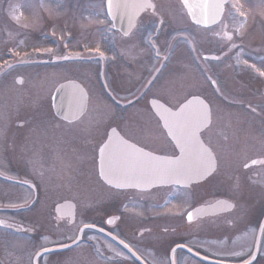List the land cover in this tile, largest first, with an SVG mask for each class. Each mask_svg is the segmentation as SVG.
<instances>
[{
    "label": "rangeland",
    "instance_id": "1",
    "mask_svg": "<svg viewBox=\"0 0 264 264\" xmlns=\"http://www.w3.org/2000/svg\"><path fill=\"white\" fill-rule=\"evenodd\" d=\"M50 1L0 0V208L5 210L0 214L15 218L25 227L14 236L0 230L1 260L3 264H31L38 249L71 240L80 225L95 216L110 214L111 208L113 214H120L116 231L152 264H160L170 238L157 237L154 229L141 237L131 233V229L153 222L154 219H148L156 214V209L128 206L122 201V192L110 191L97 176L93 150L99 145L103 131L114 125L126 137L155 151L175 152L174 147L163 142L167 138L162 128L160 138L155 139L160 123L150 112L147 98L158 91L175 105L190 94L201 93L212 109L211 126L203 135L213 147L219 148L220 154L219 172L213 178L219 179L225 173L232 177L247 158L245 148L264 141V113L258 110L261 115H257L250 110L251 105L262 103L260 96L264 97V76L256 70L264 71V0H239L243 16L233 8L236 0H229L221 22L208 29L192 26L181 6L175 7L177 13L185 16H182L184 32L167 42L162 37L154 39L158 46L171 45L170 51L165 49L168 61L160 77L147 87L143 96L133 99L143 90L153 62L150 52L147 53V43H131L146 48L139 47L140 53L139 49L135 52L130 49V61L115 59L112 105L92 79V64L31 62L38 54L47 55L44 40L39 38L40 42H36L37 32L47 23L58 24L54 19L58 15L67 18L64 11L50 5L61 0ZM76 19L84 21L80 13ZM224 23L233 33L229 41L223 37ZM140 38L137 34L122 41L125 44ZM204 53H215L221 58L204 60L201 57ZM18 75L24 79L22 84L14 80ZM67 76L82 81L89 91L90 104L79 120L63 124L53 113L51 94L55 85ZM211 81L216 82L215 89ZM258 107L264 110V105ZM217 133L220 141L214 138ZM36 195L30 206L29 201ZM57 197L77 203L76 221L69 231L50 223L51 202ZM242 201H246L245 205L252 204L250 196ZM142 216L147 219L142 220ZM84 238L77 246L42 256L39 264H134L101 236L85 233Z\"/></svg>",
    "mask_w": 264,
    "mask_h": 264
},
{
    "label": "flooded vegetation",
    "instance_id": "2",
    "mask_svg": "<svg viewBox=\"0 0 264 264\" xmlns=\"http://www.w3.org/2000/svg\"><path fill=\"white\" fill-rule=\"evenodd\" d=\"M152 2L156 5L155 13L145 11V13L141 14L137 20V28L134 32H138L143 36L147 35L152 41L162 34H166L168 37L179 34L183 28L181 24L183 20L181 18L184 15L177 13L175 7L182 6L180 1L152 0ZM52 7L64 11L67 18L64 15H58L57 18H54L58 21V24L55 22L52 24L47 23L43 32V38L46 37L48 39L46 41L47 47L50 46L49 43L54 41L57 43L52 46L55 47L54 50L59 55L55 56V54H52L51 59L56 60L58 57L63 60L62 62H67L69 59H64V57L77 58L75 53L78 52L80 44H83L87 51L91 48H98L104 54L103 57L100 56V53L91 54L88 57L97 62L99 76L96 79L102 85H110L112 82L115 47L122 49V54L126 59L131 57L130 49L132 51L139 49L138 52L140 53L142 51L139 47L146 48V46L115 44L114 34L115 32L120 33L114 30L112 21L106 17L103 0H66L65 2L54 3ZM47 12L50 13L49 11ZM78 13L81 14L83 22L77 21L76 16ZM161 19L164 21L163 24L159 23ZM49 26H52L55 31H52ZM50 33L54 34L51 35ZM139 43L145 42L141 41ZM148 46L147 53L150 52L151 62L156 59L153 64L159 65L156 66L152 73H147V85L157 77L161 64L166 62L168 58L166 55L161 56L160 53L157 55V49L159 50L163 45L158 46L155 44V47H153L148 39ZM164 47V52L165 49H168V51L171 49V45ZM212 86L216 87L215 84H212ZM196 94L202 96L201 93ZM107 96L109 101L113 100L109 87L107 88ZM153 97H159L166 101L162 95L158 96L156 94ZM170 106L176 107L175 105ZM161 128L160 125V130H157L155 139L160 138L163 130ZM163 133L167 137L164 130ZM218 134H215L214 138L220 141ZM134 142L145 147L139 140ZM163 142H167L166 144L168 145L170 143L169 140ZM245 149L248 158H245L243 167H238L232 177L226 176L225 173L219 179H208L191 184L188 187L162 186L158 187L157 190L155 189L157 191L156 202L162 196L167 199L168 203L170 199L178 200L179 205H173L172 207L175 210L172 212L175 213L177 209L179 218L171 217L169 221L170 227L168 228L176 239L174 245H184L195 254L177 250L174 253L173 264H206L202 261L203 258L219 259L227 254L224 247L226 244L238 246L235 248V252H230L229 254L242 258L249 257L257 239L256 260H264V225L258 236L260 221L264 215V164L257 163L250 167H244L249 161H264V141H256L251 147ZM123 191L127 199H131L134 202L141 201V193L147 192L135 189ZM247 196L254 200V204L251 206L240 205L239 202H243L242 199ZM220 197L231 200L234 203V207L225 211L222 207L216 206L214 207L216 211L210 212L209 210L212 209L211 205ZM57 202H59V199L55 200L52 209H54V205ZM189 214L192 215L191 220L188 219ZM52 217L56 222L67 224V219L65 218H57L54 214ZM5 226V228L15 230L17 224L16 222L8 221ZM160 264H171L169 256L161 260Z\"/></svg>",
    "mask_w": 264,
    "mask_h": 264
},
{
    "label": "snow or ice",
    "instance_id": "3",
    "mask_svg": "<svg viewBox=\"0 0 264 264\" xmlns=\"http://www.w3.org/2000/svg\"><path fill=\"white\" fill-rule=\"evenodd\" d=\"M184 3L187 6L188 0H184ZM223 3L224 0H219L217 3L201 5L204 18L203 20L196 19V23L208 25L209 9L213 10L211 22L213 24L217 23L218 17L222 15ZM107 7L109 12H120L129 16L130 29L134 27L131 21L135 18L137 11L147 9H152L153 13L156 11V5L151 0H107ZM241 7L239 0H236L233 8L240 16H243L244 13L240 11ZM159 23L163 24L164 21L161 19ZM215 34L219 35V33ZM224 35L228 40L232 39L230 34L225 32ZM149 42L155 47V42L151 38H149ZM96 51L103 57L104 54L98 48ZM157 55H159L158 49ZM70 58L64 57V59ZM215 59H219V57H215ZM252 67L255 69V65H252ZM256 70L260 75L264 76V71ZM212 83L215 84L216 82L212 81ZM61 87L63 88L64 86L62 85ZM85 99L86 94L83 89L73 85L68 92V113L71 116H80ZM152 103L154 107L162 108L159 116L164 122V127L168 130L167 134L175 142L174 148L179 149V154L177 155L173 152L171 157L153 155L144 151L143 148H138L124 140L118 135L117 130L113 128L112 135L108 136L106 142L99 147V175L103 180L111 187L121 189L125 187H140L143 184H152L156 181L163 182L168 179H172L176 183H189L213 178L219 172V160L211 146L202 139V135L210 128L212 123L211 107L196 97L180 106L177 111L164 108L162 105H158L155 100ZM68 118L69 116L66 115L65 119ZM252 163L264 164V161L253 160ZM245 167H248V165L246 164ZM116 219L118 217H111L107 220V223L113 224ZM188 219H192L191 214L188 215ZM94 227L95 225L85 224L78 231L82 233L84 229ZM74 243H78V241H74ZM120 243L124 244V241L120 240ZM124 246L126 248L129 247L126 244ZM48 251L49 249L44 248L43 252L37 253V255H43V253ZM248 264H251V262L249 261Z\"/></svg>",
    "mask_w": 264,
    "mask_h": 264
},
{
    "label": "water",
    "instance_id": "4",
    "mask_svg": "<svg viewBox=\"0 0 264 264\" xmlns=\"http://www.w3.org/2000/svg\"><path fill=\"white\" fill-rule=\"evenodd\" d=\"M182 1V3H183V5H184V7L186 8V10H187V13H188V15H189V17H190V19L194 22V23H196V19H201V20H203V18H204V13H203V10H202V8H201V5H204V4H212V3H217V2H219V0H188V4H187V6L185 5V3H184V0H181ZM226 2V0H224V3ZM224 3H223V9H222V13H223V10H224ZM212 9H209V21H208V25L207 26H211V25H213V23L211 22V15H212ZM135 15H136V13H135ZM111 16H112V18H113V20L115 21V24H116V26L120 29V30H122L123 32H126V31H128L130 28H129V23H130V19H129V17H125L124 18V15L122 14V13H120V12H112V14H111ZM194 17H195V19H194ZM220 18H221V16L220 17H218V21L220 20ZM132 24H133V22H134V19H132ZM197 24V23H196ZM199 25H201V26H206L204 23H200ZM228 34H230V33H228ZM231 35V34H230ZM205 57H207V58H214V55H205ZM17 80V82H21L22 81V79L21 78H17L16 79ZM64 86L63 88L61 87V86ZM73 85H75V86H79V88H81V89H83L82 87H81V85L80 84H78V83H76V82H65V83H62V84H60V85H58L57 86V88L55 89V91H54V94H53V108H54V110H55V113L59 116V117H61V118H63V119H65V116L66 115H68L69 116V118L68 119H65V120H69V121H71V120H74V119H76V118H78V117H76V116H71L69 113H68V108H67V105H68V92H69V90H70V88L73 86ZM83 91H84V89H83ZM84 93H85V91H84ZM193 98H190V99H188L187 101H190V100H192ZM154 101V99H152L151 100V105H152V107H153V109L156 111V113L158 114V116H159V113L162 111V108H160V107H154L153 106V102ZM155 101H157V100H155ZM187 101H185L184 103H182L180 106H182L183 104H185V103H187ZM157 104L158 105H161V102L160 101H157ZM85 106H86V99H85V101H84V105H83V111L85 110ZM163 107L164 108H168V107H165L164 105H163ZM180 108V107H179ZM178 108V109H179ZM177 109V110H178ZM176 110V111H177ZM83 111H82V113H83ZM81 113V114H82ZM160 117V116H159ZM161 119V118H160ZM161 121H162V124L164 125V122H163V120L161 119ZM167 130V129H166ZM167 132H168V130H167ZM118 133V132H117ZM112 135V129L109 131V133H108V136H111ZM118 135H119V133H118ZM120 137H121V135H119ZM107 140V139H106ZM106 142V141H105ZM174 142V141H173ZM130 143V142H129ZM130 144H132V143H130ZM174 144H175V142H174ZM102 146V145H101ZM137 147V146H136ZM138 148H140V147H138ZM178 150V154H179V149H177ZM144 151H146V150H144ZM146 152H148V151H146ZM153 154V153H152ZM177 154V155H178ZM153 155H156V156H162V157H165V156H163V155H157V154H153ZM167 157H171V156H167ZM98 170H99V172H100V154H99V151H98ZM101 177V176H100ZM102 178V177H101ZM103 179V178H102ZM105 182V181H104ZM171 183H176L174 180H172V179H168V180H166V181H163V182H161V181H156L155 183H152V184H143V185H141L140 187H135V188H140V189H149V188H151V187H153V186H156V185H159V184H171ZM176 184H181V185H184V184H188V183H176ZM125 188H130V187H125ZM62 206V205H61ZM61 206L60 205H57L56 206V211L58 212V213H60V209H61ZM94 228H96V227H94ZM79 236H80V232L78 233V236H77V240L79 239ZM113 239L114 240H116L119 244H121L120 243V240H118L117 238H115V237H113ZM77 240H75V241H77ZM73 244H75L74 242H72V243H70V244H68V245H65V246H61V247H54V248H48L49 249V251L48 252H53V251H57V250H61V249H65V248H67V247H70V246H72ZM124 248H125V250L133 257V258H135L140 264H144L143 263V261L129 248V247H125L124 245L125 244H121ZM43 252V250H41V251H38L37 253H42ZM48 252H46V253H48ZM37 253L35 254V256L33 257V259H32V264H37V259H38V257L39 256H41V255H37ZM43 254H45V253H43ZM252 259H253V256H252V258H250L249 259V261L251 262L252 261ZM248 261V262H249ZM248 262H246V263H243V264H248ZM219 263V262H218ZM219 264H229V263H224V262H220ZM231 264V263H230Z\"/></svg>",
    "mask_w": 264,
    "mask_h": 264
}]
</instances>
